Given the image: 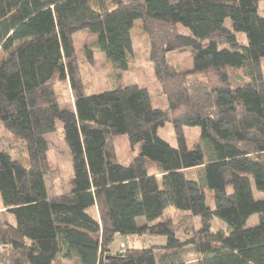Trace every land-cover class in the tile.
I'll return each instance as SVG.
<instances>
[{"label":"trees","instance_id":"16d2710c","mask_svg":"<svg viewBox=\"0 0 264 264\" xmlns=\"http://www.w3.org/2000/svg\"><path fill=\"white\" fill-rule=\"evenodd\" d=\"M262 3L0 0V129L21 145L15 155L0 138V264H187L186 252L196 264H264ZM137 21L158 104L149 87L122 82ZM83 31L111 68L99 93L82 78ZM182 50L193 54L187 71L168 57ZM189 128L200 130L193 145ZM51 135L72 164L52 188Z\"/></svg>","mask_w":264,"mask_h":264},{"label":"rangeland","instance_id":"374dc122","mask_svg":"<svg viewBox=\"0 0 264 264\" xmlns=\"http://www.w3.org/2000/svg\"><path fill=\"white\" fill-rule=\"evenodd\" d=\"M261 5L264 7V3ZM95 42L96 38L86 31L74 35V46L76 53L80 58V68L83 81L85 82L87 88H93L94 92L92 93H99L109 86V81L111 79L108 75L111 73V68L104 55L97 52ZM126 46L129 50V67L126 72L121 74L123 84H138L149 87L154 100L158 104L159 89L155 82L153 66L149 62V42L142 30V24L140 21L135 22L128 38L126 39ZM87 49H90L93 52L94 63L92 65H89L84 61L85 51ZM168 57L179 68V70L187 71L192 69L193 54L191 50L172 52L168 54ZM1 58L0 52V60ZM262 70L264 74V62L262 63ZM55 89L58 95V100L62 106L70 108L72 101L69 89L62 85L56 86ZM161 134L169 143L175 142V137L169 124L165 125V129L161 130ZM199 135V128L185 129V138L188 145H193V143L198 142ZM2 137L5 138V140L3 139L4 142L13 148L14 154H19L21 145L18 139H15L11 135H7L0 129V138ZM47 142L50 149V159H52V168L47 177V184L50 188H52L56 181L58 182L60 180L65 184L67 178L72 176V164L68 149L65 147L58 135L49 136L47 138ZM117 148H119V150L117 149L119 157H126L127 147L125 143L122 142L120 145L117 144ZM256 196L261 198L263 195L257 193ZM164 215L165 217L172 218L173 220H179L182 214L173 208H169L164 212ZM3 216V213L0 212V224L3 222ZM256 224L257 216H253L249 220L248 226H254ZM183 258L187 264H196L197 256L193 252H186ZM63 264L72 263L64 261Z\"/></svg>","mask_w":264,"mask_h":264}]
</instances>
